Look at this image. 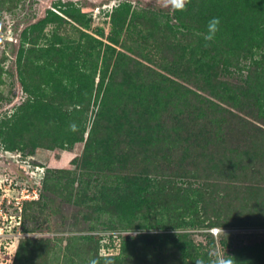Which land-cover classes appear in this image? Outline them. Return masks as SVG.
Segmentation results:
<instances>
[{"label": "trees", "instance_id": "obj_1", "mask_svg": "<svg viewBox=\"0 0 264 264\" xmlns=\"http://www.w3.org/2000/svg\"><path fill=\"white\" fill-rule=\"evenodd\" d=\"M11 2L0 0V7ZM176 12L181 13L186 34L204 36L209 19L221 20L216 39L205 42L202 50L192 44L178 59L170 49L160 58L163 63L157 66L183 85L136 60L134 70L126 72L131 74L129 84H124L120 72L133 60L111 46L116 44L112 38L101 58L97 51L102 43L85 33L78 41L55 34L52 42L29 48V53L42 54L46 75L31 87L20 80L28 94L20 123L37 128L38 135L28 154L39 148L71 151L76 143H84L80 169L85 174H112L116 182L90 193L86 185L76 186L78 204L96 203L97 219L106 216L103 231L148 232L124 236L114 264H195L197 258L207 259L206 250L215 249V239L206 234L208 248L199 249L185 231L264 228V56L255 58L258 51L264 52V0H190L185 11ZM72 14L64 12L70 19ZM47 17L30 26V40ZM244 59H250L247 67L241 64ZM230 61L239 74L246 69L240 82L222 79ZM67 80L71 112L60 98ZM72 123L76 132L69 130ZM6 129L12 135L4 139L7 149L24 151V140L15 137L20 131L13 134L20 127ZM23 131L28 133L30 127ZM63 173L45 170L41 199L49 200L46 192L53 186L47 181ZM156 229L167 233H149ZM66 240L64 264H88L99 256L93 236ZM231 242L217 240L234 264H264V245ZM52 243L50 238H24L12 264H53L59 258H54ZM144 247L148 251L143 254Z\"/></svg>", "mask_w": 264, "mask_h": 264}, {"label": "rangeland", "instance_id": "obj_2", "mask_svg": "<svg viewBox=\"0 0 264 264\" xmlns=\"http://www.w3.org/2000/svg\"><path fill=\"white\" fill-rule=\"evenodd\" d=\"M70 10L73 13L72 19L64 15L65 11ZM46 16L48 20L40 31L35 33L34 39L30 40V26ZM182 23L181 13L160 6L158 0H13L0 7V264H12L17 246L24 238L52 239V244L56 245L54 258H59L53 264H64L66 259L62 258V251L68 237H76L80 241V238L93 236L97 241L98 255L103 250L112 258H118L121 256L120 246L124 236H134L139 232L148 234L137 229L126 232L103 231L106 216L102 215L99 217L101 219H97L98 214L93 212L96 203L78 204L75 197L76 186L86 185L90 193L97 192L100 186H113L116 182L112 174H85L80 169L83 165H78L77 162L82 155L84 143H76L71 151L39 148L35 149L32 155L28 154L38 135L37 128L33 129L31 125L20 123L25 114L21 108L28 99L20 80L24 79L25 84L31 87L39 83V78L46 75L47 71L43 69L42 54L36 51L29 53L28 49L32 46H42L46 41L52 42L55 34L78 41L85 39L81 35L85 33L102 43L97 51V55L102 58L106 50L105 45L109 44L108 38H112L116 44L111 46L133 60L127 67L128 70L124 68L120 72V80L124 84L128 83L131 76L126 72L134 70L136 60L168 80L183 85L176 76L167 74L157 66L166 49L173 51V55L178 59L183 48L188 45L198 46L199 50L205 46L204 36L197 33L186 34L181 28ZM184 54L186 57L188 52ZM263 56L264 52L258 51L255 58L260 60ZM249 62L250 59H244L241 64L247 67ZM229 63L231 65L228 67L226 62L220 63L225 65L222 79L240 82L246 75V69L239 74L234 71L233 62ZM100 67L99 59L96 72ZM177 69L182 71L179 67ZM227 72L234 74L231 77ZM59 76V73L54 74L56 79ZM94 79L96 85L99 76ZM65 83L66 93L65 96L60 95V98L63 107L67 108V112H71L73 108L67 98L71 87H68V80L63 81V86ZM90 117L88 114V128L91 125ZM34 123L32 119L31 124ZM12 125L20 127V130L13 131V134L20 131L15 137L18 141L24 140L20 144L24 151L7 149L4 143L5 138L12 136L6 127ZM27 126L30 131L25 133L23 128ZM103 133L101 130L100 137L105 136L106 133ZM119 138L117 137L118 140ZM47 169L65 172L60 174L59 178L53 175L54 178L47 181L48 185L53 186L50 192H46L48 201L40 197ZM71 181L72 188L69 185V189L64 188L65 183L69 184ZM58 182L59 185L56 184ZM87 216H91V221L83 220L82 217ZM210 230L190 229L185 233L190 235V242L199 249L208 248L205 235L209 233L215 239L214 250L220 252L222 251L217 243L220 237L229 238L231 243L241 246L264 245V228L225 229L224 232L218 229L219 232L215 236ZM163 232L167 233L161 229L151 230L149 233ZM147 251L144 247L140 252L144 254Z\"/></svg>", "mask_w": 264, "mask_h": 264}, {"label": "clouds", "instance_id": "obj_3", "mask_svg": "<svg viewBox=\"0 0 264 264\" xmlns=\"http://www.w3.org/2000/svg\"><path fill=\"white\" fill-rule=\"evenodd\" d=\"M158 3L160 6L174 11H185L190 0H158ZM220 25L221 20L219 17L209 19L206 25L207 30L203 37L206 42H211L216 39L217 33L220 31ZM205 46H207V44ZM69 130L76 132L78 127L75 123H72L69 125ZM101 260L103 261V264H114L113 258L103 250L100 251L97 258H90L88 264H101ZM195 264H234V260L233 257L228 254L225 255L223 252L211 250L207 254V259H204L203 257L197 258Z\"/></svg>", "mask_w": 264, "mask_h": 264}, {"label": "built area", "instance_id": "obj_4", "mask_svg": "<svg viewBox=\"0 0 264 264\" xmlns=\"http://www.w3.org/2000/svg\"><path fill=\"white\" fill-rule=\"evenodd\" d=\"M210 232L215 236V235H217V233L219 232V230L216 229V228H214V229L210 230Z\"/></svg>", "mask_w": 264, "mask_h": 264}]
</instances>
